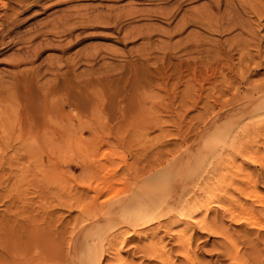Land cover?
<instances>
[{
    "label": "bare ground",
    "instance_id": "6f19581e",
    "mask_svg": "<svg viewBox=\"0 0 264 264\" xmlns=\"http://www.w3.org/2000/svg\"><path fill=\"white\" fill-rule=\"evenodd\" d=\"M185 1L188 0H175L176 4L162 6L161 11L157 9L153 11L156 15L171 19L180 12ZM0 2L2 5L5 4V0H0ZM221 2L222 0H208L200 7L184 10L175 23L172 32H182L186 25L195 24L208 30V32L210 31V33L225 32L231 28L239 27L238 34L225 41L206 38V36L197 33L194 36L188 35L183 39L171 42L170 36L163 48L162 56L160 55L159 65L151 69L146 67V63L148 64L154 55V48L151 45L147 44L148 46L141 48L136 57L123 53L125 63L122 65L118 63L119 66L121 65L119 70L115 69L117 71L114 72L112 71L113 67L110 66L111 69L109 67L99 71L100 73L97 72L95 83L102 90L103 97L134 98L137 91L151 82L152 78L150 79L149 75H154L157 79L164 81L173 78L175 75L179 84L186 78V93L183 92L181 96L179 95L180 98H186L185 96L187 98H204L202 96L204 92L201 93L204 90L202 81L212 80L215 72L220 68L232 69L237 66L246 75H248L247 73L254 74L252 69L255 70V67L260 66L261 60L259 62L254 61L256 55L251 54L250 50L253 46L259 52L262 38L258 39V31L251 27L252 25L247 27L249 21L245 19V16L243 19L242 13L246 7H249L252 9L253 15L256 12L259 15L262 8L252 0H225V2L223 1L224 5L227 4L230 9L223 8L225 10L222 11ZM12 8L16 12L19 7L13 6ZM137 12L135 7H130L126 15H133ZM82 18L79 20L80 24H82ZM66 21L67 19L62 22L58 19L53 21L50 29H45L42 32L43 40L62 36L73 38L72 27L74 25L72 27L71 25L64 26L63 23ZM113 26L115 27L113 31L119 30V26H115V24ZM244 33H247L249 37L244 36ZM132 34V30L126 32L123 38H129ZM78 37L79 34L76 35V39ZM72 38L68 39L69 41L67 40V43L62 46L63 49L68 47L71 40L74 41ZM147 38L150 39L149 36ZM235 50H238L240 55L238 61L234 63L233 53ZM89 57L91 56L89 55ZM251 61L256 63L254 68L250 67ZM66 63L68 66L64 70H61L60 66L55 69L51 68L55 76L52 83L41 82L38 78L39 70L37 68L19 70L13 76L12 87L15 86L17 89L18 98L22 100H20L22 109L21 112L13 116L11 122L7 121L10 122V125L9 130L5 132V139L8 140L7 142L14 139L18 140L19 145L11 144L13 145L11 150L16 154L20 148L24 149L22 155H29V158L26 159L27 164L24 168L19 167V175L15 177L11 188L8 187L9 190H4L2 185L3 183L8 185L10 179H2L0 175V189H3L2 197L0 192V199L3 196L6 198L1 203L4 207L3 213L0 214V264H45L48 260L53 262L64 258L66 245L63 240H60L63 239L62 235L59 240H54L51 234L49 236L42 235L38 225V208L40 205L33 206L39 199L40 204L42 203L47 208L45 204H48L49 200H54V193L51 188L56 186H59L61 195H66V193L72 195V190L75 189L73 193L75 203H66L68 208L74 204L80 212L86 210L93 215L88 223H86L88 218L81 217L80 224L89 226L91 231L80 243L70 245L69 256H72L73 264H104L106 261L109 264H143V261L136 262L130 257V255L135 254L145 256L149 261L148 264H176L177 262L175 261V263L172 259L174 250L183 257L182 262L181 260L179 261L181 263L178 262L179 264H200L197 255L193 253L194 238H199L205 232L226 235L225 230H223L225 228L219 221L224 216L221 215L220 219L216 210V214H213L214 217L211 216L210 218L209 210L214 207L221 208L222 204L228 203L226 201H231L234 197L230 192L231 188L233 191L234 189L237 191L244 190L246 183L251 184L250 181L254 180L252 187L255 189L256 182L253 178L257 175L255 174L256 171L250 172L244 168L252 164L264 166V152L260 150V148H264V81L251 83V78L248 80L245 74L238 76V73H234L237 74V83L233 86L234 91L229 94L230 99L226 100L224 105H220L218 109H214V102L204 104L205 112L199 114V123L190 125L184 130L181 135L182 139L180 137V144L166 148L165 151L155 155L151 161L145 153L142 158L136 159L135 162L139 163L136 166L129 165L128 161L124 162L122 164L124 170L122 171L120 170L122 165L116 164L111 167L110 176L106 178L97 175L98 171H105V164L82 163L79 168L84 172L89 170L90 172L87 174L82 171L79 180L75 177V183L70 187L71 185L68 184L74 181H70L69 177H66V184L63 185L62 182H56L52 173L56 165V162L52 160L53 154H56L60 146L69 144L68 138L70 136L68 137V135H71L69 128L67 129L68 125L61 128L56 126L55 121L52 120L61 118L60 120L64 125L69 121L66 120L67 116L62 112V104L58 103L60 108L55 109L57 106L55 104L56 107L49 105L51 101L48 102V99L56 96V93L62 92L65 94L63 100L65 98L64 101H66L62 103H67L79 110L84 109L89 104V98L85 97V89L88 84H91V81L88 78L90 81L88 83L86 76H79L80 78L74 76L71 79L69 74L72 64L75 63L71 60ZM113 73L118 75L114 79V84L111 82ZM119 80H123L121 84H119ZM195 81H201L199 89L194 87ZM246 82L248 85L245 84ZM91 87L93 88L92 84ZM207 89L209 88L207 87ZM228 89L232 90L231 88ZM208 93L212 94V96L207 95L211 98L214 90L213 93ZM220 93L223 94V92ZM174 94L176 98L175 91ZM217 96L223 98L225 95L217 94ZM252 101L254 104L248 106L247 103H252ZM118 111L120 112V109ZM51 121L54 125L50 124ZM56 127L58 128L56 129ZM96 129L97 127H92L93 131ZM197 129L198 134L209 135L208 140H202V142L210 150L204 155L202 154L201 157L197 156L196 153L186 154L187 148H189L187 140L192 138L188 136ZM70 130L74 132L76 129L70 128ZM185 143L187 145L183 146ZM196 143L195 139L190 145H196ZM182 146L183 148L179 149ZM223 146H230L231 149L228 152L227 149L224 151ZM5 150L0 148V156L3 158L9 151L8 149ZM167 154L173 155V159L164 163ZM46 156L49 158L47 159ZM237 158L240 160L237 161ZM111 159L112 156L109 160ZM8 164L9 161L1 160L0 169H8ZM1 165H3L2 168ZM9 166L11 171L15 169L13 168V161ZM84 177L86 179H83ZM250 192H245L246 198H251L253 193ZM10 197L13 199L11 203ZM231 202L236 203L233 200ZM242 202L240 206L243 209L230 210L227 216L230 215V219L237 224L245 223L249 224L251 228L264 230V215H260L262 212H257L251 206L249 207L248 203ZM238 203L240 204V202ZM238 203L237 205H239ZM222 208L225 209V206ZM218 222L219 226H215ZM49 224L51 225V223ZM170 240H173L172 244ZM174 247L176 248L174 249ZM124 250H127L128 255L122 254Z\"/></svg>",
    "mask_w": 264,
    "mask_h": 264
},
{
    "label": "rangeland",
    "instance_id": "374dc122",
    "mask_svg": "<svg viewBox=\"0 0 264 264\" xmlns=\"http://www.w3.org/2000/svg\"><path fill=\"white\" fill-rule=\"evenodd\" d=\"M223 1L225 2V0H222L220 3L221 6H223L221 10L224 11L225 9L223 10V8L230 9L227 4L224 5ZM252 1L257 6H261L260 8H262V10L259 15L256 12L254 15L256 14L257 16H254L251 12L252 9L249 7L245 8L242 15L243 19L245 16V19L249 21L247 27H249L248 25H252L251 27H254L255 30L258 31V39L260 37L262 38H260V51L257 52L253 46L250 50L251 54L254 53L256 55L253 59L254 61L259 62L261 60L260 66L255 67L256 63L251 61L250 67H255L256 69H252L254 74L247 73L248 75L243 73V70L237 66L233 67V70L227 67L225 69L222 68L223 70L220 68L221 70L219 69L215 72V77L213 76L214 81H212L213 78L209 80L210 82L202 81L205 91L202 90L201 93L204 92L202 94L204 98H187V96H185L186 98H180L183 92L184 94L186 93V78L179 84L175 75L173 78L165 81L163 79H157L154 75H149L150 79L152 78L151 82L149 85L146 84L144 88H140L141 90L137 91V95L134 98H106V96L103 97L102 90L99 89L98 84L95 83V78L98 75L97 72H101V70L109 68L110 66L113 67L112 71L116 72L119 70L120 66L125 63L123 59L125 57L122 56L123 53L124 55L131 54L136 57L138 51L148 46L147 44L154 48V55H152V59L149 63H146V67L150 69L154 68L156 65H159L158 63H160L163 48L169 41L170 36L171 42L177 39H183V37L188 35L194 36L197 33L206 36V38L225 41L238 34L240 30L239 27L231 28L225 32L217 31V33H210V31L208 32V30L203 27L202 29L201 26L199 27V25L195 24L186 25L184 28L185 30L183 29L182 32H175L176 34L172 32L175 23L181 17L184 10L200 7L207 3L208 0H188L183 2L180 9L181 13L179 12L171 19H167L162 15H156L154 11L156 9L161 11V7L165 5L176 4L175 0H5V4L3 5L0 2V10H2L0 12V148L6 149L5 151H7V149L9 150L4 158L0 156V163L1 160L9 161V164L13 161V168H15L11 171L8 164V169H0L2 179H10L8 185H4L3 183L2 187L5 188L4 190H9V188H11V184L16 179L15 177L19 175V167L24 168L27 164L26 159L29 158V155H22L25 151L24 149L20 148L16 154L11 150V146L19 145L18 140L14 139L7 142L8 140L5 139V132L9 130L8 127L13 116L21 112L20 110L22 109V100L20 99V101L18 98L16 87H12L13 76L17 71L37 68L39 70L38 78L40 81L45 82V84L48 82L52 83L55 76L51 68L55 69L57 66H60L61 70H64L68 66L66 62H70L71 60L75 64L71 63L72 69L69 74L71 76L70 78L73 79L72 77L74 76H86L87 79H90L93 88L91 84H86L87 91L85 89V97L89 98V104L87 103L88 105L84 109L79 110L69 106L67 103H62L65 100V98L63 100L65 94L62 92H59V94L56 93L55 95L57 97L54 96L48 99V102L51 101L52 103L49 102V105L54 107H58V103L60 105L62 104V112L67 116L66 120L71 122L64 125L60 120L61 118H54L52 120L53 122L55 121L54 124L56 123V126L61 128L68 125L69 127H67V129L69 128L68 130L71 134L68 135V137L70 136L68 138L69 144L60 146L56 154H53L54 157H52V160L56 162V165L52 173L55 176L56 182H62V184L65 185L66 177H69L71 179L70 181H74L75 177L79 180L83 171L79 168L80 164L102 163L106 165L105 171H98L97 175L98 177L106 178L110 176L111 167L116 164L122 165L124 162L128 161L127 163L129 165L136 166L139 164L135 162L136 159L142 158L145 153L151 161L155 155L159 154L161 151H165L166 148H171L180 144V137L182 133H184V130L190 127V125L192 126L193 124L199 123V114L205 112L204 104H212L214 102V109H218L220 105H224L226 100L228 101L230 99L229 94L234 91L233 86L237 83V74L234 73H238V76L240 74H245L248 80L251 78V83H261L264 81V0ZM258 3L260 4L258 5ZM13 6L19 7L16 9V12L12 8ZM130 7H135L138 12L133 15H126ZM81 18L82 24H80L79 21ZM57 19L61 22L67 19V21L63 23V25L65 24L64 26L71 25L72 27L74 25L72 27L73 38L71 36H62L60 38L47 39L44 41L42 32L45 29H50L53 21ZM114 24L115 26H119V30L113 31L115 28L113 26ZM7 30L8 33H6ZM131 30L133 34L130 35L129 38L124 39L123 35ZM77 34H79V37L76 39ZM243 35L249 37L247 33ZM147 36H149L150 39H146ZM71 38L74 41L71 40L68 47L63 49L62 46ZM234 52L233 61L235 63L238 61L240 53L238 50ZM89 55L91 57H89ZM118 63H121V65L119 66ZM109 69H111V67ZM93 74L96 76L94 77ZM113 74L111 82L114 84V79H116L115 77L117 74ZM251 74L252 76H250ZM89 79L87 81H89ZM90 81L88 83H90ZM122 81L119 80V84H121ZM200 83L201 81H195L194 87L199 89ZM245 84L248 85L247 82ZM247 85L244 87L246 88ZM207 87L209 89H207ZM220 88L222 89L219 90ZM227 88H231L232 90H227ZM210 89H213L214 93L213 90L211 91ZM223 89H226L227 93L226 90L223 91ZM174 91L177 95L176 98L174 96ZM219 91L223 92V94ZM208 92L213 93V97L214 94H216L215 97H208L212 96V94ZM245 92H247V90H245ZM217 94L225 96L219 98ZM250 104H254L253 101L252 103H247L248 106H250ZM57 107L55 109L60 108ZM119 109L120 112L118 111ZM8 120L10 122H7ZM51 122L50 124L54 125L53 122ZM94 126L97 127L95 131L92 130ZM58 127H56V129ZM70 128L76 130L73 132ZM196 131H198V129L195 130L193 134L190 133L192 136L189 135L188 137L192 138L187 140V144H189L187 145L185 143L183 146L187 145L189 147L187 148L186 154L196 153L197 156L201 157L202 154L204 155L205 152L207 153L210 150V148H207L206 145H203L204 142H202V140L205 141L209 135L205 134V136H203ZM192 139H196L197 141L196 145H192L193 148L190 145L193 141ZM183 146L179 147V149L183 148ZM28 148L30 147L28 146ZM223 149L224 151L227 149L228 152L231 148L230 146H223ZM260 150L264 152L263 147L260 148ZM214 155L215 153L213 156ZM110 156H112L111 160H109ZM46 158L48 159L49 156H46ZM172 159L173 155L167 154L164 158V163H168V161ZM239 160L240 159L237 158V161ZM2 166L3 165H1V168ZM120 170H124L123 165ZM244 170H250V172L256 171L255 174L257 175L254 174L255 178H253L256 182V188L253 189L252 187L254 180L250 181L252 185L246 183L244 190L237 191V189H234L233 191V188H231L230 192L234 196L231 201L233 200V202L236 203L226 201L228 203L222 204L223 207L225 206V209L221 206V208L214 207L216 208L215 210L214 208L209 210L210 213L208 212V215L210 218L211 216L212 218L214 217L213 214H216V210L220 219L221 215L224 216L219 221L225 228L223 230H225L226 235L223 236L221 233L213 234L205 232L202 233L199 238H194V247L192 246L194 250L193 253L197 255L201 262L200 264H264V230L251 228L249 224L245 223L237 224L230 219V215L227 216L230 210L237 211L243 209L240 206L242 199L244 203L246 202L245 204L248 203L249 207L251 206V208H254L257 212H262L260 215H264V166L252 164L246 166ZM85 172L89 174L90 170ZM85 172L83 171V173ZM83 179H86V177ZM74 183L75 181L73 183L70 182L68 185L72 187ZM51 190L54 193V200H49L48 204H45L47 208H45L42 203L40 204L41 201H39V199L33 206L37 207L40 205L38 208V225L41 228V234L48 236L51 234L54 240H59L62 235L63 239L60 240H63L66 245V254L60 261L54 260L53 262H49L48 260L45 264H73L72 256H69L70 245L72 246L80 243L91 231L89 226L85 224L82 226L80 224L81 217L84 219L88 218L86 222L88 223L93 215L86 210L80 212L79 208L74 204L72 207L68 208L67 204L69 202L75 203V196L73 194L75 189L72 190V195H68L67 193L66 195H61L59 186L51 188ZM250 190L252 191L250 192ZM248 191L251 194H259H252L251 198H246L245 194L248 193ZM0 192L2 197L3 189H0ZM241 197L244 198L241 199ZM4 199H6L4 196L0 199V214L3 213L4 206L1 203ZM236 199L239 200L236 201ZM12 200L13 199L10 197V203ZM88 202L89 200L87 203ZM238 202H240V204ZM237 203L239 205H237ZM227 206L229 207L227 208ZM49 223H51V225ZM217 224L215 226H219V222ZM170 243L172 244L173 240H170ZM175 248L176 247H174V249ZM122 254L128 255L127 250L122 251ZM130 257L136 262L143 261V264L149 263L145 256L135 254L130 255ZM172 259L174 262H177H175L176 264H179L182 262L183 257L174 250ZM180 260L181 262H179ZM104 264L109 263L106 261Z\"/></svg>",
    "mask_w": 264,
    "mask_h": 264
}]
</instances>
